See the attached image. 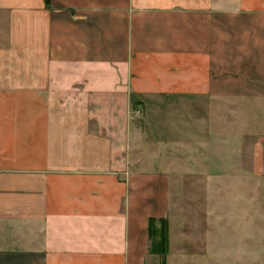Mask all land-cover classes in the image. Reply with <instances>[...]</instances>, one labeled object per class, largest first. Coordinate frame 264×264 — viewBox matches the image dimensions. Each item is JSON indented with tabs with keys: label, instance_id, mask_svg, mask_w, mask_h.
<instances>
[{
	"label": "crops",
	"instance_id": "0c3cea01",
	"mask_svg": "<svg viewBox=\"0 0 264 264\" xmlns=\"http://www.w3.org/2000/svg\"><path fill=\"white\" fill-rule=\"evenodd\" d=\"M206 100L210 148L248 159L227 131L264 104V0H0V264H161L148 226L170 221L171 179L153 161L173 128L204 137ZM249 159L264 177L263 134ZM205 232L175 244L169 222L166 264H264L252 231L240 248Z\"/></svg>",
	"mask_w": 264,
	"mask_h": 264
},
{
	"label": "rangeland",
	"instance_id": "374dc122",
	"mask_svg": "<svg viewBox=\"0 0 264 264\" xmlns=\"http://www.w3.org/2000/svg\"><path fill=\"white\" fill-rule=\"evenodd\" d=\"M241 106L239 103L234 107L238 110ZM203 107L206 111H203L205 113L194 112L195 117L201 114L204 115L207 122L208 127L203 138L201 137L200 140H197L198 130L196 128L191 130L192 135L190 137L183 136L179 131L180 129L173 128L176 134L173 137L169 136V145H175V148H169L167 154H163L165 153L164 151L161 152V147H159L158 143H156V147H153L155 143H147V147L143 148L145 152H148V149H156L157 152L160 150L161 158H156L153 162L157 163L158 169L165 170V168H168L170 174L171 210L169 222L173 232L171 235L172 242L175 244L179 243L178 233L198 234L212 231L216 227V231L221 232L223 235L224 240L222 242L226 247L235 245L240 248L242 244L246 243L245 237L241 239L240 235L245 236L247 232L250 233L252 231L255 237L250 243H253L254 249L264 248V177L257 175L245 176L241 170L244 168L249 169L251 164L249 158H251L253 148L261 135H264V130L260 126L261 122L264 121V104L250 103L248 105L250 112L247 114L249 116L247 128L241 122L242 116H246L245 112L238 111V118L236 121L234 120L233 129L227 131L237 136L235 145L240 140L241 142L247 141L246 144V141L243 143L242 149L243 155L248 159H238L237 161L234 160V162L231 159L218 158L229 155L227 153L228 143L220 145L221 141L216 140L217 145L223 147L221 149L210 148L215 146L214 128L212 127L215 108L207 100ZM182 117L187 118L181 111H169V113L162 112L158 119L173 120L174 125L178 126L180 125L178 121H181ZM234 117L228 114V119L230 120L226 121H231V119H235ZM141 119L145 124L148 122L145 114H143ZM239 126H243V129L246 128L250 133H241L243 129H240ZM149 128L147 127L145 131H151V128ZM193 133H195V137H193ZM183 141L184 143L189 141L190 147L183 145ZM150 142L152 143L153 141L151 140ZM213 150L214 153L209 155L210 151ZM208 156H212V159H207ZM233 165H235L234 168L236 170H231ZM246 185L253 186L254 189L253 208L251 206L248 208L247 205ZM214 215L219 216L221 222L218 219L219 217L216 224H214L212 219H209ZM234 233L238 234L235 240L230 237ZM195 241L198 244V241ZM194 244L196 243L190 242L188 246L196 248L198 245Z\"/></svg>",
	"mask_w": 264,
	"mask_h": 264
},
{
	"label": "trees",
	"instance_id": "16d2710c",
	"mask_svg": "<svg viewBox=\"0 0 264 264\" xmlns=\"http://www.w3.org/2000/svg\"><path fill=\"white\" fill-rule=\"evenodd\" d=\"M48 4L50 0H45ZM159 224L157 226L156 224ZM149 237L151 239L150 252L161 256V264H166L169 253V222L167 219L149 220Z\"/></svg>",
	"mask_w": 264,
	"mask_h": 264
}]
</instances>
